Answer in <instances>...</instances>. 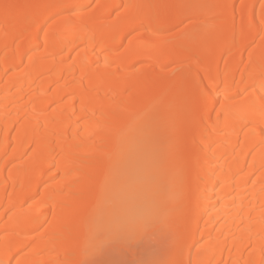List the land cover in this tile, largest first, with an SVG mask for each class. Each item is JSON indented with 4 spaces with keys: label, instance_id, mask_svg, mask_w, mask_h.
Listing matches in <instances>:
<instances>
[{
    "label": "bare ground",
    "instance_id": "1",
    "mask_svg": "<svg viewBox=\"0 0 264 264\" xmlns=\"http://www.w3.org/2000/svg\"><path fill=\"white\" fill-rule=\"evenodd\" d=\"M261 97L264 0H0V264H264Z\"/></svg>",
    "mask_w": 264,
    "mask_h": 264
},
{
    "label": "snow or ice",
    "instance_id": "2",
    "mask_svg": "<svg viewBox=\"0 0 264 264\" xmlns=\"http://www.w3.org/2000/svg\"><path fill=\"white\" fill-rule=\"evenodd\" d=\"M10 5H4L5 12L7 13L8 9L10 8ZM227 7V6H225ZM241 10H243L244 5H241ZM30 26L34 27L35 22L31 24ZM212 91H215V83L212 80L211 77L208 78V84H207V90L205 93L201 95V100L203 101L205 107L212 104ZM246 91V89H245ZM260 110L262 113H264V97H261L259 101ZM165 215L162 211L161 212H152L147 213L139 217L137 221V230L146 234H152L155 235L157 233H160L162 230V225L165 220Z\"/></svg>",
    "mask_w": 264,
    "mask_h": 264
}]
</instances>
